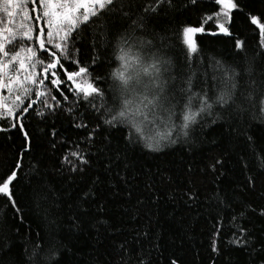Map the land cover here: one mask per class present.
I'll return each instance as SVG.
<instances>
[{
  "label": "trees",
  "instance_id": "obj_1",
  "mask_svg": "<svg viewBox=\"0 0 264 264\" xmlns=\"http://www.w3.org/2000/svg\"><path fill=\"white\" fill-rule=\"evenodd\" d=\"M154 2L117 0L121 9L102 15L75 36L74 48L79 52L74 51L72 59H79L94 77L102 78L98 86L105 89L107 107L114 111L109 86L119 88L110 75L119 66L114 55L115 36ZM217 10L214 0H197L196 5L190 0H172L171 7L164 6L147 22L146 33L137 30V36L151 39L153 51L168 61L161 79L167 81L166 93L175 94L176 100L190 76L194 92L202 86L208 88L209 95L217 92V62L241 72V84L249 79L243 71L249 67L251 79L264 80L259 30L247 15H261L264 22V0H245L244 11L234 12L232 36L198 34L200 52L186 59L182 28L198 25L204 15ZM125 12L127 18H123ZM236 39L245 41L242 51L235 48ZM64 63L75 70L74 64ZM68 89L67 84L61 89L68 96L66 102L53 89L60 101L55 112L38 104L26 115L24 123L33 139L22 160L19 132L0 131V176L21 163L14 189L16 208L0 197V264H26L25 248L30 252L33 244L50 246L53 238L59 253L50 264L56 260L60 264H139L141 258H150L151 264H170L172 259L177 264H264V215H260L264 210V118L258 111L249 108L239 113L215 105L211 115L203 114L191 125L187 137L173 135L175 143L164 141L159 151H152L143 142L129 143L125 125L104 124L110 118L106 109L95 112ZM176 100L172 101V119L179 127L182 104ZM36 111L45 112L44 117ZM82 120L88 124L87 130L75 127ZM163 123L167 125V118ZM97 125L94 145L85 143L87 131ZM0 126L8 127V122H0ZM245 132L255 141L252 147ZM105 137L110 143L100 150ZM77 147L90 150L89 164L72 172L63 156ZM218 160L222 163L216 164ZM212 164H216L215 170ZM89 191L90 195L84 196ZM237 225L251 234L246 248L230 243ZM216 231L218 251L213 252Z\"/></svg>",
  "mask_w": 264,
  "mask_h": 264
},
{
  "label": "snow or ice",
  "instance_id": "obj_2",
  "mask_svg": "<svg viewBox=\"0 0 264 264\" xmlns=\"http://www.w3.org/2000/svg\"><path fill=\"white\" fill-rule=\"evenodd\" d=\"M37 0H0V13L6 14V21L0 18V122L7 121L8 127L0 126V131L8 132L15 129L22 139V151L19 159H23L25 153L31 150L32 137L26 128L24 120L35 105H43L50 112H55L60 107V101L53 95V89L61 96L63 101L68 96L61 91L64 85H69V91L75 93L77 100L81 97L95 112L102 108L109 112L110 118L104 120V124L116 127L117 124L125 125L126 139L129 143L143 142L144 146L152 151H159L164 141L175 143L173 135H189L191 125L198 122L203 114L211 115L215 105L225 110H235L239 113L247 112L249 108L255 109L264 118V80L257 82L251 79V67L244 69L249 79L241 84V72L235 67L219 66L220 88L213 95H209L206 86H202L199 92L193 91V80L190 76L184 83L185 87L179 89L180 98L176 95H168L165 91L167 81L161 79L166 71L165 64L168 61L157 56L153 51L155 45L147 36H137V30L146 33L147 22L153 19L155 14L164 8L171 7L172 0H155L143 8L138 19L132 20L128 29L118 32L115 59L119 66L110 73L114 81L119 82L118 90L109 86L112 94L109 104L105 89L98 86L102 79L93 76L89 66L82 65L79 59H72L73 52H79L74 48V40L78 32L94 23L102 15L111 14L119 10L123 5H118L117 0H38L39 9L36 8ZM192 5L197 0H190ZM218 10L204 15L198 25H185L180 33L181 42L186 49V59L198 56L199 43L196 40L198 34L232 36L234 26V12H243L245 0H214ZM29 5H31V10ZM123 18L128 13H123ZM252 25L258 32V43L264 50V22L261 15L248 13ZM20 22L17 23L16 19ZM214 28L215 30H210ZM235 48L243 50L245 41L236 39ZM41 56L47 59H42ZM65 61L75 65V70H69ZM96 63L95 60L92 61ZM190 66V65H189ZM194 75V73H193ZM64 77L63 79L61 77ZM175 79V78H173ZM214 79H217L214 77ZM52 86L49 88L45 83ZM206 85V82H202ZM216 88V85H213ZM7 92V95L4 92ZM182 104V125L177 127L172 117V101ZM51 101V103H49ZM99 101V102H98ZM195 106V110H193ZM73 111L72 108L68 109ZM36 115L44 117L45 112L36 111ZM167 118L168 131L153 135L151 130L159 126L158 122ZM78 129H88V124L83 122L75 124ZM96 129L87 131L84 142L94 145L97 135ZM123 131L124 129H120ZM56 135L55 131L51 133ZM249 147L255 144L253 137L243 133ZM107 138H104V148L108 146ZM264 151V149H262ZM89 152L77 147L63 156V163L69 165L72 172L82 171L83 166L89 164ZM222 163L216 161V164ZM216 164L210 165L215 170ZM21 163L17 162L13 168L0 176V197L16 208L17 197L15 186L18 183V172ZM37 197L46 198L43 193H36ZM85 192L84 196H89ZM17 212L19 209H16ZM260 215H264L261 210ZM235 219V218H233ZM21 223L23 219L20 218ZM18 231V230H17ZM219 231L214 232L212 251H218L217 238ZM252 241L248 229L237 225V232L230 243L238 247H248ZM123 248V245H121ZM59 253L53 238L50 246L33 244L31 251L25 248L26 264H50ZM56 264H60L56 260ZM139 264H151L150 258H141ZM170 264H177L175 259Z\"/></svg>",
  "mask_w": 264,
  "mask_h": 264
},
{
  "label": "rangeland",
  "instance_id": "obj_3",
  "mask_svg": "<svg viewBox=\"0 0 264 264\" xmlns=\"http://www.w3.org/2000/svg\"><path fill=\"white\" fill-rule=\"evenodd\" d=\"M37 3H38V0H37ZM29 7H30V10H31V5H29ZM0 18H4V19H6V17H1V16H0ZM16 22L19 23L20 20L17 18V19H16ZM4 94L7 95V92L5 91ZM158 124H159V126H158L157 128H154V129L151 130V133H152V134H156V133L159 132V131H160V133L162 134L165 130H168L167 125L164 124L163 121L158 122ZM165 128H166V129H165ZM164 129H165V130H164Z\"/></svg>",
  "mask_w": 264,
  "mask_h": 264
}]
</instances>
